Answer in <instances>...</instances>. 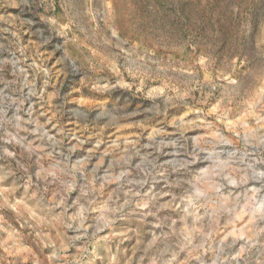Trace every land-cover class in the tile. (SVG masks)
<instances>
[{
    "label": "rangeland",
    "instance_id": "rangeland-1",
    "mask_svg": "<svg viewBox=\"0 0 264 264\" xmlns=\"http://www.w3.org/2000/svg\"><path fill=\"white\" fill-rule=\"evenodd\" d=\"M0 264H264V0H0Z\"/></svg>",
    "mask_w": 264,
    "mask_h": 264
}]
</instances>
